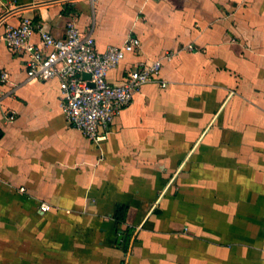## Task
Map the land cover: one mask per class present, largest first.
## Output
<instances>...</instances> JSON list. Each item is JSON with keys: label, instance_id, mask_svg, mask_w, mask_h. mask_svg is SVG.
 <instances>
[{"label": "crops", "instance_id": "obj_1", "mask_svg": "<svg viewBox=\"0 0 264 264\" xmlns=\"http://www.w3.org/2000/svg\"><path fill=\"white\" fill-rule=\"evenodd\" d=\"M23 19L101 53L133 35L108 82L163 59L167 86L97 144L3 42ZM0 264H264V0H0Z\"/></svg>", "mask_w": 264, "mask_h": 264}, {"label": "built area", "instance_id": "obj_2", "mask_svg": "<svg viewBox=\"0 0 264 264\" xmlns=\"http://www.w3.org/2000/svg\"><path fill=\"white\" fill-rule=\"evenodd\" d=\"M36 33L40 44L32 40ZM2 40L11 51L27 55L28 82L59 81L61 107L67 122L97 144L107 139L110 124L132 104L143 85L157 81L163 88L167 86L158 79L163 59L138 65L121 83L108 82L109 72L128 53L141 48V41L133 35L122 45H111L101 53L96 49L92 33L81 31L75 21L68 23L66 36L57 39L43 25L34 26L30 19H23L16 26L8 25ZM173 55L168 53L164 59L171 60ZM84 74L90 78L85 79ZM7 78L3 73L2 80ZM100 128L105 132L101 133ZM40 209L46 212L50 207L41 205Z\"/></svg>", "mask_w": 264, "mask_h": 264}, {"label": "water", "instance_id": "obj_3", "mask_svg": "<svg viewBox=\"0 0 264 264\" xmlns=\"http://www.w3.org/2000/svg\"><path fill=\"white\" fill-rule=\"evenodd\" d=\"M83 77H84L85 79H89V78H90V76L87 75V74H84Z\"/></svg>", "mask_w": 264, "mask_h": 264}]
</instances>
